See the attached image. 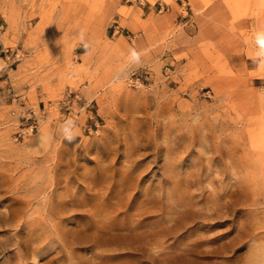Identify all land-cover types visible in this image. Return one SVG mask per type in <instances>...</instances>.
Masks as SVG:
<instances>
[{"label":"rangeland","instance_id":"obj_1","mask_svg":"<svg viewBox=\"0 0 264 264\" xmlns=\"http://www.w3.org/2000/svg\"><path fill=\"white\" fill-rule=\"evenodd\" d=\"M0 264H264V0H0Z\"/></svg>","mask_w":264,"mask_h":264},{"label":"bare ground","instance_id":"obj_2","mask_svg":"<svg viewBox=\"0 0 264 264\" xmlns=\"http://www.w3.org/2000/svg\"><path fill=\"white\" fill-rule=\"evenodd\" d=\"M196 206V205H195ZM197 210V209H196ZM206 211V210H205ZM197 212H198V210H197ZM203 213V212H202Z\"/></svg>","mask_w":264,"mask_h":264},{"label":"built area","instance_id":"obj_3","mask_svg":"<svg viewBox=\"0 0 264 264\" xmlns=\"http://www.w3.org/2000/svg\"><path fill=\"white\" fill-rule=\"evenodd\" d=\"M161 8H163V5H161Z\"/></svg>","mask_w":264,"mask_h":264}]
</instances>
